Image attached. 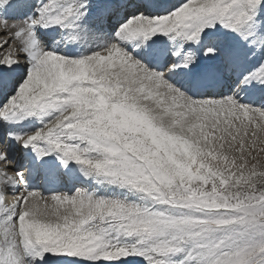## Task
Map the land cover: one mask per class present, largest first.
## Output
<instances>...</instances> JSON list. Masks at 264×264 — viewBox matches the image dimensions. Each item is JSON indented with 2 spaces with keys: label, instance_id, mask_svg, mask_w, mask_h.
Here are the masks:
<instances>
[{
  "label": "snow or ice",
  "instance_id": "obj_1",
  "mask_svg": "<svg viewBox=\"0 0 264 264\" xmlns=\"http://www.w3.org/2000/svg\"><path fill=\"white\" fill-rule=\"evenodd\" d=\"M0 264H264V0H0Z\"/></svg>",
  "mask_w": 264,
  "mask_h": 264
}]
</instances>
